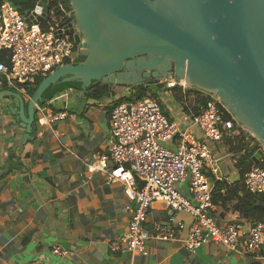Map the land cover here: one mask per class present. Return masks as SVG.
Segmentation results:
<instances>
[{
	"label": "crops",
	"instance_id": "crops-1",
	"mask_svg": "<svg viewBox=\"0 0 264 264\" xmlns=\"http://www.w3.org/2000/svg\"><path fill=\"white\" fill-rule=\"evenodd\" d=\"M92 85L85 91L69 87L37 105L36 128L31 131L17 113V99L8 93L0 95V264H264V243L253 251L242 246L233 251L207 241L189 250L184 240L193 217L184 211L175 214L173 238L152 235L153 223L168 221L162 200L153 201L147 213L145 228L151 236L145 253L111 251V242L126 231L134 205L122 184L107 180L111 160L106 161V171L90 170L89 166L107 152L110 110L133 86L108 84L102 91L101 82ZM0 88L19 93L25 103L30 98L26 88L7 84L2 74ZM160 92L166 116L180 126L187 125L189 115L171 91L166 90L168 96ZM49 110L64 115L40 122ZM248 144L246 149L251 152L254 146ZM209 146L219 159L220 184L230 188L240 182L229 138ZM210 184L215 188L213 179ZM226 190L219 193L225 195ZM183 191H187L186 184ZM236 195L241 197L243 190L239 188ZM235 201L213 203L211 215L218 225L251 222L234 208ZM54 247L63 254H55Z\"/></svg>",
	"mask_w": 264,
	"mask_h": 264
},
{
	"label": "built area",
	"instance_id": "built-area-1",
	"mask_svg": "<svg viewBox=\"0 0 264 264\" xmlns=\"http://www.w3.org/2000/svg\"><path fill=\"white\" fill-rule=\"evenodd\" d=\"M38 1L26 13H21L8 0L0 1V55H4L0 59V74L7 84L22 90L36 78L45 77L65 63H73L79 50L72 34L64 32L71 22V10L64 9L58 0H47L48 10L43 20H37L34 15L35 21L31 24L26 21ZM162 81L169 89L178 86L185 91L188 87L172 77ZM132 92L133 87L111 108L107 152L89 166L90 170L106 171V161L111 160L107 180L122 184L134 205L129 225L111 242V251L128 249L145 253L146 240L151 236L145 222L155 200H162L167 206V223L151 226L152 235L162 240L174 237L175 214L184 211L193 217V225L184 240L189 250L194 251L207 241L219 242L233 251L240 246L248 251L257 249L264 243V219L248 225L235 220L220 226L211 215L210 182L219 181L222 176L219 159L209 143L232 138L235 129L243 132L241 126L214 95L204 91L199 96L205 102L195 113L188 108L185 126L169 119L158 100L150 96L132 100ZM63 115L49 110L40 117V122ZM195 129L199 136L195 135ZM245 138L248 147L254 146L253 154L257 149L264 151L261 142L247 135ZM242 183L250 193L264 194V153L244 173ZM53 252L63 254L59 247H54Z\"/></svg>",
	"mask_w": 264,
	"mask_h": 264
},
{
	"label": "water",
	"instance_id": "water-1",
	"mask_svg": "<svg viewBox=\"0 0 264 264\" xmlns=\"http://www.w3.org/2000/svg\"><path fill=\"white\" fill-rule=\"evenodd\" d=\"M78 63H65L43 77L27 103L16 92L17 113L26 128H36L43 92L60 82L142 86L154 90L172 77L214 95L244 135L264 146V0H69ZM39 0L31 24L46 17ZM61 33V32H59ZM2 96H0L1 98ZM5 97V96H3ZM264 151L257 149V162Z\"/></svg>",
	"mask_w": 264,
	"mask_h": 264
},
{
	"label": "trees",
	"instance_id": "trees-1",
	"mask_svg": "<svg viewBox=\"0 0 264 264\" xmlns=\"http://www.w3.org/2000/svg\"><path fill=\"white\" fill-rule=\"evenodd\" d=\"M1 1V0H0ZM13 5L17 7V9L21 13H26L28 10L32 9L36 0H8ZM64 7V9L70 10V1L69 0H58ZM1 59H4V55H0ZM85 55H77L73 63L82 62L85 59ZM43 77H38L35 79L34 83L31 86L26 87V93L29 96H32L36 87L40 83ZM80 82L76 81H66L60 82L55 85L49 86L42 94V101L38 104L43 105L46 101L50 100L56 94L62 92L63 90L72 87L76 89H80ZM91 85L89 88H92ZM96 90H98V86L95 85ZM106 89V85L102 86V91ZM166 90H170L173 96V99L177 104L183 107L184 111L188 113V108L191 109L192 112L195 113V110L205 102V98H201L200 92L194 87H187L185 91H182L181 87L174 86L172 88H165ZM163 91V88H158L154 90L150 86H136L133 87L132 92V100L142 98L144 96H150L153 99H156L160 102L158 93ZM163 109V104H161ZM197 111V110H196ZM165 113V112H164ZM227 115V114H226ZM235 135L229 139L230 141V150L232 154L236 155L235 165L239 170V179L240 182L236 183L232 187H227L226 184H220V181L214 180V186L212 191V201L213 203L216 201H224L236 199L235 204L233 205L236 210H238L243 217L251 218V222L253 221H261L264 219V194H253L245 189L242 179L244 177V173L249 169V167L253 164L252 155L255 148L251 147V152L248 151L247 141L245 135L242 131H237L235 129ZM226 188V194L222 195L219 193L220 189ZM243 190V195L241 197L237 196L238 189ZM216 190V192H215Z\"/></svg>",
	"mask_w": 264,
	"mask_h": 264
},
{
	"label": "rangeland",
	"instance_id": "rangeland-1",
	"mask_svg": "<svg viewBox=\"0 0 264 264\" xmlns=\"http://www.w3.org/2000/svg\"><path fill=\"white\" fill-rule=\"evenodd\" d=\"M165 92H166V89H165V87H163V91H161V92H160V95H163V96H168V95H167ZM162 101H164V102H165V100H162ZM172 115H173V117H174V118H176V117H177V115H176V114H174V113H173ZM241 129H242V130H245L243 127H241Z\"/></svg>",
	"mask_w": 264,
	"mask_h": 264
},
{
	"label": "flooded vegetation",
	"instance_id": "flooded-vegetation-1",
	"mask_svg": "<svg viewBox=\"0 0 264 264\" xmlns=\"http://www.w3.org/2000/svg\"><path fill=\"white\" fill-rule=\"evenodd\" d=\"M70 10H71V18H70V21H74V16H73V11H72V9H71V7H70ZM142 86H150L149 84H145V83H143V85Z\"/></svg>",
	"mask_w": 264,
	"mask_h": 264
},
{
	"label": "clouds",
	"instance_id": "clouds-1",
	"mask_svg": "<svg viewBox=\"0 0 264 264\" xmlns=\"http://www.w3.org/2000/svg\"><path fill=\"white\" fill-rule=\"evenodd\" d=\"M136 87V86H135Z\"/></svg>",
	"mask_w": 264,
	"mask_h": 264
}]
</instances>
